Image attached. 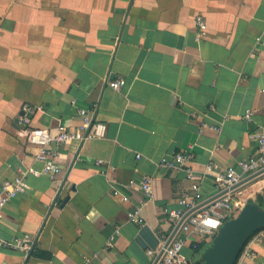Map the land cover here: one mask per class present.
<instances>
[{
	"label": "crops",
	"instance_id": "0c3cea01",
	"mask_svg": "<svg viewBox=\"0 0 264 264\" xmlns=\"http://www.w3.org/2000/svg\"><path fill=\"white\" fill-rule=\"evenodd\" d=\"M116 79L120 90L109 87ZM82 109L106 136L59 147L63 171L44 175L26 130L77 129ZM203 124L219 131L200 134ZM255 133L264 135V0H0V184L24 173L30 186L6 206L0 241L33 239L28 253L0 246V264H151L148 251L175 227L163 210L190 193L185 173L160 160L192 152L196 171L214 163L201 187L209 199L217 174L257 155ZM243 190L256 202L264 178ZM137 208L141 225L129 217ZM215 235L187 240L190 264ZM235 264H264V227Z\"/></svg>",
	"mask_w": 264,
	"mask_h": 264
},
{
	"label": "built area",
	"instance_id": "2783aa9c",
	"mask_svg": "<svg viewBox=\"0 0 264 264\" xmlns=\"http://www.w3.org/2000/svg\"><path fill=\"white\" fill-rule=\"evenodd\" d=\"M198 32L197 39H201L207 31V23L203 16L196 18ZM261 40V38H258ZM109 87L113 90H120L125 86L124 79L109 81ZM43 110V107L34 108ZM27 110L34 112L31 107ZM83 124L77 129H71L64 124H59L55 132L41 128H28L26 136L28 142L38 148L35 159L42 163V173L50 177H56L63 171L60 164L59 147L66 146L72 142L83 143L88 140L103 139L106 136L107 126L103 123L95 122L82 109L79 111ZM252 111L245 113V118L249 119ZM22 125L29 123L27 116H22L19 121ZM206 130L219 131L217 127H208L203 124L199 133ZM252 137L257 139V155L237 162V167H230L225 173H219L214 180V194L206 199L201 191L202 183L207 176L215 171V164L210 163L204 171H196L192 164L195 156L192 152H179L170 156H164L159 165L162 168L181 171L185 173L186 179L190 182V193L177 199L178 208L171 209L166 207L163 212L169 221L175 223L174 231L169 235L161 234V245L157 250H149L151 264H190L184 253L187 240L192 237L204 236L217 233L225 221L235 217L248 202L242 182L264 170V135L255 133ZM101 161H98L100 164ZM237 168L239 171H237ZM133 184V183H131ZM141 189L146 198L152 197V178L143 177L140 182ZM30 186L24 173H20L13 180H6L0 184V223L4 218L6 206L19 195L26 193ZM113 195L121 197L123 202H128L129 197L114 188ZM205 202H207L205 204ZM205 204V205H203ZM231 213L227 216L225 213ZM129 217L137 224H143L144 219L137 208L129 213ZM0 246H11L12 248L28 253L33 246V239L26 235L16 238L12 243L0 241ZM252 258L255 253H250Z\"/></svg>",
	"mask_w": 264,
	"mask_h": 264
},
{
	"label": "water",
	"instance_id": "95a60500",
	"mask_svg": "<svg viewBox=\"0 0 264 264\" xmlns=\"http://www.w3.org/2000/svg\"><path fill=\"white\" fill-rule=\"evenodd\" d=\"M264 178V170L241 184L246 187ZM264 194V193H263ZM264 227V210L255 202H247L232 219L225 221L217 231L212 245L201 257L203 264H235L249 237Z\"/></svg>",
	"mask_w": 264,
	"mask_h": 264
},
{
	"label": "trees",
	"instance_id": "16d2710c",
	"mask_svg": "<svg viewBox=\"0 0 264 264\" xmlns=\"http://www.w3.org/2000/svg\"><path fill=\"white\" fill-rule=\"evenodd\" d=\"M263 201H264V197L261 196V197L258 198V200H257L255 203H256L257 205H259V207H260L261 209L264 210ZM261 229H262V228H261ZM261 229H259V230H261ZM259 230H258V231H259ZM256 232H257V231H256ZM256 232H255V233H256ZM253 234H254V233H253ZM253 234H252V235H253ZM252 235H251V236H252ZM251 236H250V237H251ZM250 237H249V239H250ZM249 239H248V240H249ZM193 248H194V250H195L196 252L200 253L201 251H203V250L205 249V246H204L203 244L201 245V244H199V243H194ZM199 264H202V262H200Z\"/></svg>",
	"mask_w": 264,
	"mask_h": 264
},
{
	"label": "rangeland",
	"instance_id": "374dc122",
	"mask_svg": "<svg viewBox=\"0 0 264 264\" xmlns=\"http://www.w3.org/2000/svg\"><path fill=\"white\" fill-rule=\"evenodd\" d=\"M203 264V263H202Z\"/></svg>",
	"mask_w": 264,
	"mask_h": 264
}]
</instances>
